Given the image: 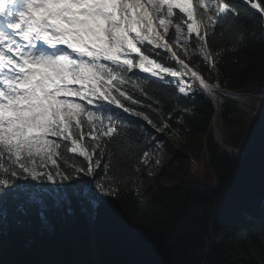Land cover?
<instances>
[{
    "label": "snow or ice",
    "instance_id": "1",
    "mask_svg": "<svg viewBox=\"0 0 264 264\" xmlns=\"http://www.w3.org/2000/svg\"><path fill=\"white\" fill-rule=\"evenodd\" d=\"M237 4L264 27V0H0V234L5 224L10 235L29 221L47 228L77 208L92 212L97 194L116 195L123 182V157L113 163L123 119L116 110L157 131L171 128L158 99L156 108L144 106L159 116V127L134 107L142 101L126 87L133 79L148 100L153 97L139 81L168 77L184 96L196 81L213 99L227 95L218 93L219 81L209 84L181 60L169 41L198 67L219 72L214 56L223 49L213 52L209 37L236 27ZM134 69L149 75L137 77ZM255 120L264 121V109ZM152 155L143 151L134 170ZM77 156L82 160L70 163ZM98 168L103 179H96ZM133 187L139 192V184Z\"/></svg>",
    "mask_w": 264,
    "mask_h": 264
},
{
    "label": "trees",
    "instance_id": "2",
    "mask_svg": "<svg viewBox=\"0 0 264 264\" xmlns=\"http://www.w3.org/2000/svg\"><path fill=\"white\" fill-rule=\"evenodd\" d=\"M237 8L241 15L235 21L236 27L224 37H209L213 52L223 49L214 56L219 72L209 73L202 64L198 67L186 59L211 84L218 76L224 88L253 95L244 99L226 93L218 99V126L226 130V143L239 152L229 153L215 140L211 126L215 105L201 90L195 88L184 96L178 92L175 80H141L139 83L153 97L148 100L133 79L126 87L142 101L134 106L137 110L146 112L159 127V116L144 106L151 103L156 108L154 101L158 99L164 119L171 125L161 132L184 136V151L194 145L200 154L203 147L207 148L208 161L202 170L192 169L178 155L172 156L166 166L178 165L179 180L164 184L161 178L167 168L163 167L151 182L146 202L133 185L139 184V171L147 170L148 165L141 163L139 171L134 169L143 151L154 152L152 142L157 128L117 109L123 119L118 122L120 136L113 151H119L113 163L123 157V182L118 184L116 195L96 200L90 213L77 208L74 216L47 228L29 221L10 235L5 224L0 234V264H264V159L260 160L264 155V121L255 120L264 109V27L254 12L239 4ZM167 63L176 67L173 61ZM81 160L73 157L70 163ZM104 164L102 161V167ZM96 171V179H103L102 169ZM125 174L127 179H123ZM129 224L132 229L127 227ZM92 233L98 254L91 249ZM143 235H151L153 240L144 243Z\"/></svg>",
    "mask_w": 264,
    "mask_h": 264
},
{
    "label": "rangeland",
    "instance_id": "3",
    "mask_svg": "<svg viewBox=\"0 0 264 264\" xmlns=\"http://www.w3.org/2000/svg\"><path fill=\"white\" fill-rule=\"evenodd\" d=\"M169 43L172 45L173 50H175L178 55L188 58V56L183 54L182 50L176 43H173L172 41H169ZM189 82L191 81L189 80ZM196 87L197 85L194 83L193 89H195ZM222 134L225 135L226 130L223 129ZM184 141H185L184 136L171 137L164 132L156 130V135L154 136L152 142L153 146L155 147V150L153 152L154 155L149 157V164H148V168L154 166L153 167L154 175L151 176L148 175V169L139 171V185H140L139 191L142 195L145 196L144 200L146 202L149 200L151 195V182L158 177L159 171L165 165H167L166 161H169V159H171L172 156L178 155L185 163L189 164V166L192 163H194L196 167L197 165H199L200 168H203L204 163L208 161V151L206 147H203L202 150H200V154L198 147L194 145H192L189 151H184L183 150ZM161 144L162 147L160 146ZM89 150L91 149L89 148ZM157 160L160 161L159 164H156ZM166 168H167L166 174L164 177L161 178L162 182L166 185L175 184L180 177L178 165L174 163L166 166ZM97 197L98 198H95L96 200L104 198L105 196L99 197V194H97ZM89 241L91 243L92 239H89Z\"/></svg>",
    "mask_w": 264,
    "mask_h": 264
},
{
    "label": "water",
    "instance_id": "4",
    "mask_svg": "<svg viewBox=\"0 0 264 264\" xmlns=\"http://www.w3.org/2000/svg\"><path fill=\"white\" fill-rule=\"evenodd\" d=\"M219 81H220V80H219ZM228 147L230 148V150H231L232 152H236V151H238V149L235 148L234 146H228ZM262 159H264V155L261 157L260 160H262ZM94 236H95L94 233H92V234L90 235V239H92L90 245H91V249H92V251H93L95 254H98V250H97V247H96V236H95V237H94Z\"/></svg>",
    "mask_w": 264,
    "mask_h": 264
},
{
    "label": "bare ground",
    "instance_id": "5",
    "mask_svg": "<svg viewBox=\"0 0 264 264\" xmlns=\"http://www.w3.org/2000/svg\"><path fill=\"white\" fill-rule=\"evenodd\" d=\"M187 77H185V79H186Z\"/></svg>",
    "mask_w": 264,
    "mask_h": 264
}]
</instances>
